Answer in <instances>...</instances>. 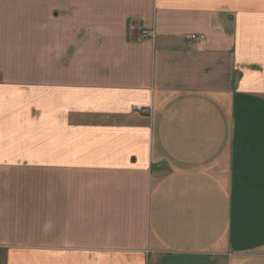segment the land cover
I'll use <instances>...</instances> for the list:
<instances>
[{"label": "crops", "instance_id": "obj_1", "mask_svg": "<svg viewBox=\"0 0 264 264\" xmlns=\"http://www.w3.org/2000/svg\"><path fill=\"white\" fill-rule=\"evenodd\" d=\"M0 264H264V0H0Z\"/></svg>", "mask_w": 264, "mask_h": 264}, {"label": "rangeland", "instance_id": "obj_2", "mask_svg": "<svg viewBox=\"0 0 264 264\" xmlns=\"http://www.w3.org/2000/svg\"><path fill=\"white\" fill-rule=\"evenodd\" d=\"M133 25L135 26V30L134 31H130V26ZM144 28L140 25H138L136 22H131L128 26V32L132 37H135L136 40L138 41H145V40H152V39H145L142 35V30Z\"/></svg>", "mask_w": 264, "mask_h": 264}, {"label": "built area", "instance_id": "obj_3", "mask_svg": "<svg viewBox=\"0 0 264 264\" xmlns=\"http://www.w3.org/2000/svg\"><path fill=\"white\" fill-rule=\"evenodd\" d=\"M135 30V26L131 25L130 26V31H134ZM142 35L145 39H153V35H152V32L150 30H147V29H143L142 30ZM139 110H141L139 108Z\"/></svg>", "mask_w": 264, "mask_h": 264}]
</instances>
